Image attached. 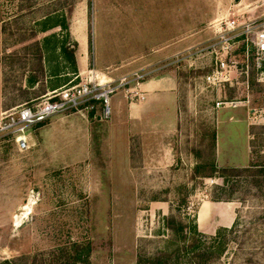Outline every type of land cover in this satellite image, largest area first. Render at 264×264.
I'll use <instances>...</instances> for the list:
<instances>
[{"label": "rangeland", "instance_id": "1", "mask_svg": "<svg viewBox=\"0 0 264 264\" xmlns=\"http://www.w3.org/2000/svg\"><path fill=\"white\" fill-rule=\"evenodd\" d=\"M232 18L264 21V0H0V112L46 94L53 70L68 82L90 69L145 74L141 96L120 88L106 120L100 108L54 115L29 130L25 151L0 132V262L72 264L78 244L90 253L75 264H154L176 246L173 214L188 234L234 226L222 255L201 264H264V121L252 114L264 88L252 50L237 44L228 80L205 81L209 46ZM223 167L248 169L225 183ZM217 185L233 198L213 200ZM184 249L180 264L201 262Z\"/></svg>", "mask_w": 264, "mask_h": 264}, {"label": "built area", "instance_id": "2", "mask_svg": "<svg viewBox=\"0 0 264 264\" xmlns=\"http://www.w3.org/2000/svg\"><path fill=\"white\" fill-rule=\"evenodd\" d=\"M216 35V41L209 46L215 55V66L205 76L206 83L216 85L228 80L230 66L227 56L232 54L237 44L244 43L252 50L259 70L258 80L264 88V21L238 22L232 18L224 27L219 24ZM144 76V73L133 72L130 77L113 80L90 69L84 75L77 76L78 81L72 80L25 104L2 110L0 132L11 138L18 150L25 151L30 148L29 130L54 115L70 112L97 113L100 108L99 116L106 120L111 115L113 95L122 88L126 98L141 96L140 86ZM252 114L259 121H264V108L253 111Z\"/></svg>", "mask_w": 264, "mask_h": 264}, {"label": "trees", "instance_id": "3", "mask_svg": "<svg viewBox=\"0 0 264 264\" xmlns=\"http://www.w3.org/2000/svg\"><path fill=\"white\" fill-rule=\"evenodd\" d=\"M17 17V16H14ZM248 168H220V177L221 179L226 183V172L227 171H244ZM257 175L262 177V181L264 182V163L257 168ZM217 190V194H214L212 196L213 200H230L233 198V192L232 190H228L229 187L223 188L221 186L215 187ZM173 214H170L165 218V225L166 227L171 231L173 236H175V243L176 246L173 250L170 251V255L168 256V260L164 259V256L166 257V252L163 253L159 258L156 260L154 264H180L182 262L183 253H181L183 250H187L184 248H189V250L192 253L193 258H200L201 263H205L207 260L211 259V257H220L222 253L224 252L227 243L225 239H223L224 235L226 233H230L233 231L234 226L227 228V227H221L216 230L215 234L213 235H206L200 232H194L192 234H188V226L185 223H182L181 221L177 222ZM201 238H204L208 241V244L201 241ZM188 243V244H187ZM73 252L71 256H68L72 259V264H75L76 261L80 260V257L84 254L86 257L90 253V246H79L78 244H74L73 246ZM82 248V249H78ZM84 248V249H83ZM65 255L66 252L68 253L67 249L62 250ZM171 258V259H170ZM203 259V260H202ZM20 260V258H12V259H4L0 262V264H19L17 261ZM194 263V261H193ZM137 264H147L145 260H143L141 257H138Z\"/></svg>", "mask_w": 264, "mask_h": 264}, {"label": "crops", "instance_id": "4", "mask_svg": "<svg viewBox=\"0 0 264 264\" xmlns=\"http://www.w3.org/2000/svg\"><path fill=\"white\" fill-rule=\"evenodd\" d=\"M84 42H85V39H84L83 44H82L83 45L82 46L83 51H81L80 55L75 56V62L79 65V67H83V65L87 59V53H86V49L84 46L85 45ZM62 47H63V42L58 41V43L51 48L53 54L55 53V57L48 58L47 67L45 69L50 71V69L57 67V64H55L54 59L59 60L60 55H58V53L61 51ZM75 62L70 65L72 67L71 69L73 71H75V68H76ZM78 70H79V68H78ZM45 82L47 83L46 93L50 92L52 90H55L57 88H60L63 85L68 83V81H66L64 74H61V72L57 73V71H54V70H53V76L50 75V76L46 77ZM161 84H162L161 81H160V83L149 82L145 85V87H147L148 89H153V88H156L158 85H161Z\"/></svg>", "mask_w": 264, "mask_h": 264}, {"label": "bare ground", "instance_id": "5", "mask_svg": "<svg viewBox=\"0 0 264 264\" xmlns=\"http://www.w3.org/2000/svg\"><path fill=\"white\" fill-rule=\"evenodd\" d=\"M29 207H30V206H29ZM29 207L27 206L26 208L28 209ZM26 208H25V209H26ZM24 213H25V212H24ZM25 214H26V213H25ZM19 218H20V217L16 216V218H15V219H16V221H18V220H19ZM21 220H22V219H21ZM19 223H20V222H19Z\"/></svg>", "mask_w": 264, "mask_h": 264}]
</instances>
